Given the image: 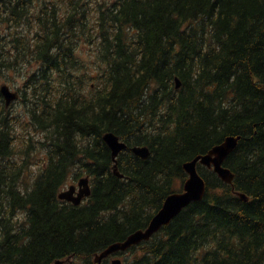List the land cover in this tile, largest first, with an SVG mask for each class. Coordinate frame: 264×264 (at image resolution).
<instances>
[{
    "label": "trees",
    "instance_id": "obj_1",
    "mask_svg": "<svg viewBox=\"0 0 264 264\" xmlns=\"http://www.w3.org/2000/svg\"><path fill=\"white\" fill-rule=\"evenodd\" d=\"M4 83L20 98L0 92V264H94L228 135L233 184L199 163L206 196L125 264H264V0H0ZM84 174L91 195L60 199Z\"/></svg>",
    "mask_w": 264,
    "mask_h": 264
},
{
    "label": "water",
    "instance_id": "obj_2",
    "mask_svg": "<svg viewBox=\"0 0 264 264\" xmlns=\"http://www.w3.org/2000/svg\"><path fill=\"white\" fill-rule=\"evenodd\" d=\"M176 83L177 88H179L181 86L179 78H176ZM0 92L5 98L7 107L19 97V92L12 90L8 84H2ZM241 138V135H228L221 143L214 145L206 153L197 154L194 158L186 161L183 167L188 177L183 183V189L167 195L147 227L134 230L124 240L113 242L97 253L94 264H101L103 259L113 254L127 251L132 246L150 240L164 226L169 225L185 208L194 202L201 201L206 196L208 185L206 179L198 170L199 163L213 169L224 182L233 184L235 174L225 165V160L235 151ZM103 139L111 149L114 172L123 178L124 174L120 172L118 166V157L127 148V143L113 131L106 132ZM132 151L143 159H147L151 155V150L148 146H134L132 147ZM91 193L90 176L86 175L79 179L78 186L72 184L68 189L62 190L59 193V198L73 202L75 205H80L83 199L89 197ZM238 195L246 201L249 199L245 193L238 192ZM65 262V259H59L55 264H64ZM111 264H124V262L120 257H113Z\"/></svg>",
    "mask_w": 264,
    "mask_h": 264
},
{
    "label": "rangeland",
    "instance_id": "obj_3",
    "mask_svg": "<svg viewBox=\"0 0 264 264\" xmlns=\"http://www.w3.org/2000/svg\"><path fill=\"white\" fill-rule=\"evenodd\" d=\"M20 82H21V81H20ZM7 84H8V83H7ZM10 86H11V88H12L13 90H16V86H15V85L10 84ZM3 98H4V97H3ZM34 169L37 171V170H38V166H34ZM84 176H86V175L84 174V175L81 176V177H84ZM81 177H80V178H81ZM80 178H78V179H74V176L70 177L69 180L67 181V183L65 184V186L63 187V189H68V187H69L70 184H73V183L76 184ZM118 257H120V258L123 260L124 264H125V263L127 262V259H128V258H129V259L132 258V253H130V252H126V253H123V254H119Z\"/></svg>",
    "mask_w": 264,
    "mask_h": 264
}]
</instances>
